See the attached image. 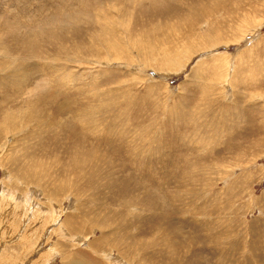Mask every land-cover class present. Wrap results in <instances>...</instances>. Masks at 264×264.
Here are the masks:
<instances>
[{
  "label": "rangeland",
  "instance_id": "374dc122",
  "mask_svg": "<svg viewBox=\"0 0 264 264\" xmlns=\"http://www.w3.org/2000/svg\"><path fill=\"white\" fill-rule=\"evenodd\" d=\"M75 262L264 264V0H0V264Z\"/></svg>",
  "mask_w": 264,
  "mask_h": 264
},
{
  "label": "bare ground",
  "instance_id": "6f19581e",
  "mask_svg": "<svg viewBox=\"0 0 264 264\" xmlns=\"http://www.w3.org/2000/svg\"><path fill=\"white\" fill-rule=\"evenodd\" d=\"M16 34V33H15ZM146 57V56H145ZM239 68H241V67H239ZM238 68V69H239ZM239 72H240V70H239ZM242 72V71H241ZM252 73V72H251ZM251 73H249V74H251ZM244 74V73H243ZM200 75V74H199ZM236 75H237V73H236ZM196 76V75H195ZM198 76V75H197ZM239 76V75H238ZM254 77V76H253ZM196 78V77H195ZM203 80V79H202ZM235 80H237V79H235ZM197 81V80H196ZM214 82V81H213ZM255 82V81H254ZM203 83V82H202ZM240 83H237L236 85H239ZM15 85V84H14ZM208 87H210V86H208ZM207 87V88H208ZM238 87V86H237ZM239 88V87H238ZM239 89H237L236 91H238ZM200 92V91H199ZM205 93H207V92H205ZM243 93V92H242ZM189 94V93H188ZM187 94V95H188ZM185 97H187V96H185ZM240 97H241V95H240ZM188 98H189V95H188ZM187 98V99H188ZM206 98H207V96H206ZM186 100V99H185ZM185 100H184V102H185ZM237 100H240V99H237ZM208 102V101H207ZM240 103L242 102V100L241 101H239ZM236 103V102H235ZM240 103H239V105H240ZM237 104V103H236ZM186 105V104H185ZM241 105H242V103H241ZM184 107V106H183ZM193 107V106H192ZM185 108H186V106H185ZM185 108H183V110L185 109ZM190 109H192V108H190ZM182 110V111H183ZM187 111V110H186ZM185 111V112H186ZM181 113H183V114H185L184 113V111L183 112H181ZM190 113V112H189ZM30 114V113H29ZM240 114V113H239ZM36 115V114H35ZM186 115V114H185ZM226 116V115H225ZM229 116V115H228ZM20 119V118H19ZM79 150V149H78ZM81 152V151H80ZM87 154V153H86ZM90 154V153H89ZM88 155V154H87ZM86 156V155H85ZM90 156V155H89ZM93 156V155H92ZM83 158V157H82ZM86 158V157H85ZM89 158H91V157H89ZM84 159V158H83ZM85 161H86V159H85ZM87 161H88V158H87ZM91 162H92V164L91 165H93V167L95 168V165H94V163H93V161L91 160ZM87 165V164H86ZM90 165V164H89ZM85 166V165H84ZM88 166V165H87ZM91 167V166H90ZM82 172V171H81ZM92 172V171H91ZM82 175V174H81ZM85 178V177H84ZM125 189V188H124ZM54 192V191H53ZM163 199V198H162ZM76 263V262H75ZM80 263H81V261H80ZM76 264H79L78 262L76 263ZM87 264V263H86Z\"/></svg>",
  "mask_w": 264,
  "mask_h": 264
}]
</instances>
